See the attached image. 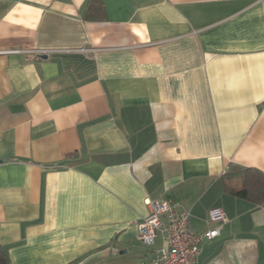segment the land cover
<instances>
[{
	"label": "crops",
	"instance_id": "1",
	"mask_svg": "<svg viewBox=\"0 0 264 264\" xmlns=\"http://www.w3.org/2000/svg\"><path fill=\"white\" fill-rule=\"evenodd\" d=\"M0 0V247L9 264H149L148 201L222 225L198 264H264V0ZM221 208L223 224L209 223Z\"/></svg>",
	"mask_w": 264,
	"mask_h": 264
},
{
	"label": "built area",
	"instance_id": "2",
	"mask_svg": "<svg viewBox=\"0 0 264 264\" xmlns=\"http://www.w3.org/2000/svg\"><path fill=\"white\" fill-rule=\"evenodd\" d=\"M150 213L138 224V239L142 246L153 249L159 235L163 244L153 250L149 264H198L205 241L220 235L222 225L205 233H196L190 225V212L179 209L169 200L148 201ZM208 222L223 224L226 214L221 208L208 212Z\"/></svg>",
	"mask_w": 264,
	"mask_h": 264
},
{
	"label": "trees",
	"instance_id": "3",
	"mask_svg": "<svg viewBox=\"0 0 264 264\" xmlns=\"http://www.w3.org/2000/svg\"><path fill=\"white\" fill-rule=\"evenodd\" d=\"M88 19H104L105 7L102 0H92ZM225 189L232 195L254 204L264 205V173L253 168L224 175ZM0 264H9L8 254L0 247Z\"/></svg>",
	"mask_w": 264,
	"mask_h": 264
},
{
	"label": "water",
	"instance_id": "4",
	"mask_svg": "<svg viewBox=\"0 0 264 264\" xmlns=\"http://www.w3.org/2000/svg\"><path fill=\"white\" fill-rule=\"evenodd\" d=\"M1 162V161H0Z\"/></svg>",
	"mask_w": 264,
	"mask_h": 264
}]
</instances>
